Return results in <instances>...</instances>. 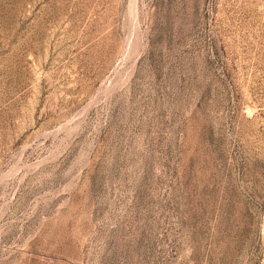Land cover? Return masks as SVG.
Instances as JSON below:
<instances>
[{"label": "rangeland", "instance_id": "obj_1", "mask_svg": "<svg viewBox=\"0 0 264 264\" xmlns=\"http://www.w3.org/2000/svg\"><path fill=\"white\" fill-rule=\"evenodd\" d=\"M0 264H264V0H0Z\"/></svg>", "mask_w": 264, "mask_h": 264}]
</instances>
